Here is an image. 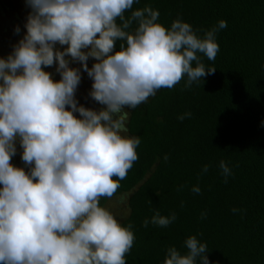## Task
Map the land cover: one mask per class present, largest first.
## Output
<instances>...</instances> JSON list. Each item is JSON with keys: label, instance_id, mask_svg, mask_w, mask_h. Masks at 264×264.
<instances>
[{"label": "clouds", "instance_id": "1", "mask_svg": "<svg viewBox=\"0 0 264 264\" xmlns=\"http://www.w3.org/2000/svg\"><path fill=\"white\" fill-rule=\"evenodd\" d=\"M138 2L26 0V34L0 58V264H126L133 225L123 226L100 206L138 160L141 141L126 135L125 109L185 77L190 88L214 74L217 69L206 68L201 56L216 59L217 33L227 27L220 20L201 37L178 18L168 28L158 22V10H133ZM90 58L96 61L91 68ZM72 62L93 81L89 96L99 109L79 104L82 75ZM54 65L59 81L45 71ZM17 141L28 171L10 162ZM219 168L227 183L230 167L221 160ZM176 219L175 212L156 211L143 226L167 227ZM184 247V254L168 247L163 264H210L207 244L195 235Z\"/></svg>", "mask_w": 264, "mask_h": 264}, {"label": "trees", "instance_id": "2", "mask_svg": "<svg viewBox=\"0 0 264 264\" xmlns=\"http://www.w3.org/2000/svg\"><path fill=\"white\" fill-rule=\"evenodd\" d=\"M145 6L159 11L164 26L179 18L201 37L220 20L227 27L217 33L216 59L201 56L214 74L190 88L185 77L126 108L127 134L141 141L113 196L126 201L117 219L135 234L126 264H163L168 247L184 254L193 235L207 244L210 264H264V0H139L133 10ZM221 160L232 171L227 183ZM196 185L199 194L191 191ZM108 200L101 197L100 206ZM156 211L177 219L144 227Z\"/></svg>", "mask_w": 264, "mask_h": 264}, {"label": "rangeland", "instance_id": "3", "mask_svg": "<svg viewBox=\"0 0 264 264\" xmlns=\"http://www.w3.org/2000/svg\"><path fill=\"white\" fill-rule=\"evenodd\" d=\"M30 12L31 9L27 6L26 0H0V58H6L13 51L14 46L26 34L25 24ZM17 27L20 28L19 33L15 31ZM57 47L63 50V48L67 46H60L57 44ZM95 62L93 58H90L88 61L89 68H91ZM56 66L57 65L47 67L45 71L52 73L53 79L59 81L61 76L56 72ZM70 67L81 69L82 79L76 91V98L79 104L88 108L99 109L101 105L94 102L89 96L93 81L88 77L87 72L83 71V65L78 62H72L70 63ZM125 111L128 112L127 109H125ZM77 115L79 114L77 113ZM126 135L128 134L126 133ZM22 151L17 141V154L12 157L10 162L16 167H22L26 170L28 168L21 159ZM0 188H2V185H0ZM118 199V197L109 198L108 202L104 205V207L109 209L116 218H119L118 215H121L122 210L125 213V209L127 208L125 206L126 201L120 203Z\"/></svg>", "mask_w": 264, "mask_h": 264}]
</instances>
